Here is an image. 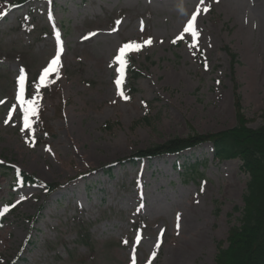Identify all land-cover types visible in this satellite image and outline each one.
<instances>
[{
	"label": "rangeland",
	"instance_id": "1",
	"mask_svg": "<svg viewBox=\"0 0 264 264\" xmlns=\"http://www.w3.org/2000/svg\"><path fill=\"white\" fill-rule=\"evenodd\" d=\"M0 13V211L9 209L0 215V264L18 255L13 264H215L239 226L249 181L241 162L215 161L210 144L118 162L234 128V94L247 127L262 125L264 0H0ZM193 13L195 41L184 33ZM56 33L59 72L41 87L29 130L17 78L23 68L32 98ZM149 39L127 55L124 99L114 57L124 43ZM42 109L49 135L39 131ZM20 172L39 183L20 185Z\"/></svg>",
	"mask_w": 264,
	"mask_h": 264
},
{
	"label": "trees",
	"instance_id": "2",
	"mask_svg": "<svg viewBox=\"0 0 264 264\" xmlns=\"http://www.w3.org/2000/svg\"><path fill=\"white\" fill-rule=\"evenodd\" d=\"M23 3V1H18L14 5ZM231 58L233 61L234 56L231 55ZM131 73L135 74L132 75V78L136 79L137 74ZM234 100L236 114L234 128L215 134L192 133L185 139L174 138L162 145L137 151L118 164H134L144 159L151 160L168 154L178 155L202 144L212 145L215 161L239 160L241 171L249 177L243 197L241 218L239 226L229 230L226 246L224 247L221 243L218 245L215 264H264V116H262L263 123L259 128L255 130L248 128V122L242 114L240 97L234 94ZM44 112L45 109L39 112V131L49 135L51 129L45 123ZM104 170L107 172L111 168H104ZM92 172L94 170H88L87 175ZM81 176L83 175L78 177ZM15 178L22 186L39 183L37 179L22 172L17 173ZM61 187L62 185L58 183L46 185L47 196ZM41 209L42 207L34 219L38 217ZM83 239L88 240V235L83 236ZM28 245H30L29 239L26 240L22 249ZM19 258L20 255L16 257L15 261H18Z\"/></svg>",
	"mask_w": 264,
	"mask_h": 264
},
{
	"label": "snow or ice",
	"instance_id": "3",
	"mask_svg": "<svg viewBox=\"0 0 264 264\" xmlns=\"http://www.w3.org/2000/svg\"><path fill=\"white\" fill-rule=\"evenodd\" d=\"M203 2V0H201ZM208 9L205 8L204 11L206 12ZM200 11L199 8H197V13ZM197 13H193L191 19L188 20L185 28L184 33H190L193 41L196 40L198 33L195 30L194 22L196 20ZM6 13H0V16L4 15ZM117 23H120L117 21ZM94 35V34H90ZM183 34L177 37V39H182ZM151 39L144 41L143 44L138 43L136 41H129L124 43L118 50L117 55L114 57V63L118 65L116 68L117 72V79L115 80L116 89H117V95L122 96L124 99H128V97L124 96V93L121 89V81L124 76L125 67L127 64V55L129 52L132 51H139L143 46L151 44ZM56 43H57V49L55 56L51 59V61L48 63L47 67H45L39 76L38 81L35 83L36 93L32 96L30 99H25V87H26V74L23 68L20 69V74L17 78V84L18 89L16 93V101L21 107V111L23 113V125L24 128L31 130L32 129V120L31 117H34L38 114V100L40 98V89L43 86H46V84L50 83L49 80H47V77L52 73L59 72L60 67V56L62 51V43L60 40L59 33H56ZM175 43V40L173 41ZM9 116L11 117V111L9 113ZM5 123L7 124L8 121L6 120ZM23 130V129H22ZM31 143V141H28ZM50 150V149H48ZM14 207V205H13ZM8 207H5L2 211H0V215H3L8 211ZM126 243V241H125ZM159 246V243H157V247ZM155 255V253H153ZM133 264H135V259L133 258Z\"/></svg>",
	"mask_w": 264,
	"mask_h": 264
}]
</instances>
